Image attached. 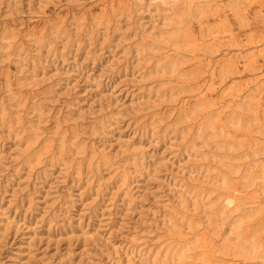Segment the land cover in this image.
Returning a JSON list of instances; mask_svg holds the SVG:
<instances>
[{"label": "rangeland", "instance_id": "374dc122", "mask_svg": "<svg viewBox=\"0 0 264 264\" xmlns=\"http://www.w3.org/2000/svg\"><path fill=\"white\" fill-rule=\"evenodd\" d=\"M0 264H264V0H0Z\"/></svg>", "mask_w": 264, "mask_h": 264}, {"label": "bare ground", "instance_id": "6f19581e", "mask_svg": "<svg viewBox=\"0 0 264 264\" xmlns=\"http://www.w3.org/2000/svg\"><path fill=\"white\" fill-rule=\"evenodd\" d=\"M227 202L226 203H229L230 201H231V199H228V200H226Z\"/></svg>", "mask_w": 264, "mask_h": 264}]
</instances>
